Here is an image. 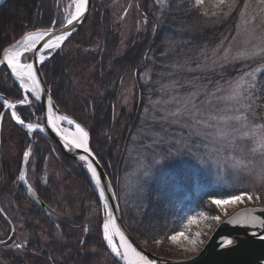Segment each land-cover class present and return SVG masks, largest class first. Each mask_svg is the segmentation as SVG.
Wrapping results in <instances>:
<instances>
[{
  "label": "trees",
  "instance_id": "trees-1",
  "mask_svg": "<svg viewBox=\"0 0 264 264\" xmlns=\"http://www.w3.org/2000/svg\"><path fill=\"white\" fill-rule=\"evenodd\" d=\"M62 1L7 0L0 6V47L59 21ZM103 1L92 0L79 32L40 67L44 82L58 109L89 132L92 153L135 239L165 244L191 226L201 230L205 243L224 219L213 199L246 192L253 195L254 206H264V180L259 178L264 173V4L207 0L197 7L193 0H165L159 7L153 0H133L149 26L124 42L108 8L114 7L113 0ZM243 23L251 32L247 55L229 61L223 55L243 37ZM10 80L0 69V94L16 103L23 93ZM237 81L244 83L241 103L227 109L218 98L226 97L229 82ZM127 82L134 96L118 110ZM189 100L205 119L232 117L225 126L217 120L212 129L202 125L214 133L210 147L192 135L195 129L172 122L196 111ZM16 111L26 123L40 116L36 101L17 103ZM0 125V235H9L10 221L16 231L10 245H24L0 247V264H119L102 238L104 209L81 169L63 155L57 160L52 152L57 148L40 134L30 141L1 103ZM29 148L27 179L48 206L47 214L17 184ZM50 158L64 174L65 186L45 182ZM196 216L206 221L189 223Z\"/></svg>",
  "mask_w": 264,
  "mask_h": 264
},
{
  "label": "snow or ice",
  "instance_id": "snow-or-ice-1",
  "mask_svg": "<svg viewBox=\"0 0 264 264\" xmlns=\"http://www.w3.org/2000/svg\"><path fill=\"white\" fill-rule=\"evenodd\" d=\"M197 4L203 3V0H196ZM220 4L224 3V0H219ZM261 3L264 4V0H261ZM247 7V5H246ZM89 8V0H72L71 4L66 9V13L62 20L54 21L48 27H44L42 30L37 31H26L22 38L11 43L7 47H0V65H6L7 69L11 70V75L19 82V88L22 89L23 95L22 98H19L16 103L5 100L3 102V107L12 110L11 117L15 122L22 127L27 129L28 134L39 131V133H44L45 128H50L60 140L63 142L64 146L69 150H81L83 154L79 155V160L83 162V165L86 166L88 173L91 174V181L95 183L96 189L99 190V199L104 201V209L106 212V219L102 224V235L103 240L106 242L107 247L111 249V252L115 254L116 257L123 262V264H153L152 261L144 255H141L140 252L128 242V239L125 236V233L117 227L116 219L114 218V212L117 210L115 205L111 208L109 207L110 201L114 198L113 196H106V188L102 186L101 175L98 174L97 167L94 166L98 164V161L95 160L93 156L92 149L89 146V132L81 126L80 123H77L75 120L69 118L65 115H58L54 111V105L52 103L51 95L47 96V116L46 124L43 126L39 123H26L20 115L17 114L16 108L17 103L20 105L31 106L33 101L39 102L42 97L46 95V90L42 87V81L39 77L40 69L35 67L36 63L44 64L45 61L56 53L57 50H62V45L67 41L73 34V31L77 28V25L82 22L85 18V13ZM207 15V13H205ZM212 15H216L215 12ZM155 31V29H154ZM31 53V56L27 54ZM215 55V52L213 53ZM228 53L225 52V58H227ZM242 53H237L233 59H238ZM32 60V62H29ZM201 67L198 63L197 68ZM191 71V69H189ZM258 70V69H257ZM246 75H251L246 73ZM255 79V77H253ZM231 87V82H229ZM254 86V85H253ZM217 92L221 91L220 88L216 89ZM196 93L192 94V97H195ZM240 96L239 87L232 88V94L227 97V99H236ZM218 99H226V97H219ZM186 103H192L193 109H196V105L192 100L187 101ZM199 109L196 111H189L186 113L185 117L178 118L173 123L180 124L184 127L195 129L192 132V135L196 137H201L203 141H208V143L203 144L204 147H210L212 144V138L214 133L209 130H202V125L204 129H212L215 125L213 121L215 117L211 119H205L203 116L197 115ZM172 116H178L177 112H172ZM239 119V117H236ZM68 127H62V123H65ZM192 150L197 149L196 142H192ZM31 155V149H27L23 152V162L27 164L29 162ZM171 155V152L168 153ZM167 158V157H165ZM159 163V161H156ZM204 163L203 160L200 161ZM147 177L150 175L148 171L144 173ZM261 180H264V173H261ZM19 181L23 182L27 186V191L29 193L33 192L31 185L26 179V174L23 170L19 172ZM107 188L110 190L111 186L108 185ZM245 199L251 201L253 195L251 193L241 192L239 194L230 195L227 199H213L212 203L218 208L227 205L243 202ZM256 199H259L257 196ZM256 210L253 209L250 212L243 214H238L235 218H230L229 223H240L244 225L256 226V221L258 217L252 215V212ZM264 212V208L260 209ZM242 217V218H241ZM212 219L219 222V216H213ZM194 219H190L189 223H194ZM261 227H264V221H260ZM87 231V229H85ZM253 236H257L258 239L264 240V232L257 234L256 232L252 233ZM196 236L199 237L200 233L197 232ZM118 237V242L117 238ZM11 239V237H9ZM185 239L193 247L191 251H195V245L197 241L195 239H189L184 233L178 232L175 235L170 236V239L173 242H176L178 239ZM0 244H8L7 240H0ZM233 245L232 240H228L226 245ZM15 248H22L23 243H15Z\"/></svg>",
  "mask_w": 264,
  "mask_h": 264
},
{
  "label": "water",
  "instance_id": "water-1",
  "mask_svg": "<svg viewBox=\"0 0 264 264\" xmlns=\"http://www.w3.org/2000/svg\"><path fill=\"white\" fill-rule=\"evenodd\" d=\"M5 1H7V0H1L0 6L3 3H5ZM91 7H92V0H89V8H88V11L85 13V18L82 20L81 23H79L77 25V28L73 31V34L71 37H73L81 29L83 24L86 22V20L89 16ZM67 41L64 42V45ZM64 45H62V48ZM60 52H61V50H57V52L52 54V56L49 57L46 61H49L51 58H53L56 54H58ZM30 62H32V60H30ZM42 65L43 64L36 63L34 66L38 67L40 69V67ZM2 68L6 69V72H7V75L9 76V78L13 81L15 86L17 88H19V82L15 79L14 76L11 75V70L7 69L6 65H0V69H2ZM39 77L41 78V81H42V87L46 90V95L43 96L41 101L38 102L39 106H40V111H41L40 123L43 126L44 124H46L47 96L51 95V92L47 88V86L44 82L41 71L39 73ZM20 90L22 91V89H20ZM51 98H52V96H51ZM5 100H6L5 97L0 95V103H3ZM52 103L54 105V111L58 115H64L63 113L60 112L58 107L55 105L53 99H52ZM5 111H8L9 114H11L12 110L5 108ZM13 121L15 122V120H13ZM16 125L21 127V125H19L17 123H16ZM42 135L47 140L52 142L57 147V149L59 150V152L63 156L72 160L81 169V171L87 177L88 181L90 182V184L92 185V187L94 188V190L98 194L99 190L97 191V189L95 187V183L93 181H91V175L88 174V172L85 170V166L83 165V162H81L79 160V155L83 154L82 151L81 150L69 151L64 146V144L60 140V138L54 132H52L50 128H45V133ZM93 156H94V154H93ZM95 160L98 161L96 159V157H95ZM94 166L97 167L98 174L101 175V178H102L101 183H102V186H105V188H106V193H105L106 196H113V194H114V198L110 201L109 207L111 208L113 205H115V207L117 209L113 214L114 218L116 219V222H117V227H119L121 229V231H123L125 233V236L128 239V242L131 243L132 246L134 248H136V250L138 252L141 253V255L146 256L148 258V260L152 261L153 264H264V240H260L257 238V236L252 235L253 232H256L257 234L264 232V227H261V225H260V221H264V212L260 211V209H262L260 207L243 208V209L236 211L235 213H233L231 216L227 217L226 219H224L215 228V230L212 232V234L210 235V237L208 238V240L206 241V243L204 244L202 249L196 255H194L190 258H187L184 260H173V259L160 258V257L154 256L153 254L149 253L144 247H142L135 240L133 235L129 232V230L127 229V227L125 226V224L123 222L121 212L119 209V205H118L114 190L112 188L111 182H110L107 174L105 173V171L103 170V168L99 162H98V164H95ZM26 167H27V164H25L23 162V158H22L20 171L23 170L26 174ZM18 183L21 185V187L23 188L25 194L29 197V199L32 200L39 208H41L42 210H45L46 206L41 202V200L37 197V195L36 194L33 195L32 193H29L27 191V186L23 182L19 181V179H18ZM108 185L111 186L110 190L107 188ZM101 202H102V205L104 208V201H101ZM253 209H255L256 211L252 212V215L258 217L255 227H253L250 224L242 226L240 223L233 224V223L228 222L230 218H235V217H237L238 214L250 212ZM104 213H105V217H104V220H105L106 219L105 209H104ZM11 233H12V230H11ZM102 238H103V235H102ZM116 239L118 242V238H116ZM228 240H232L233 245L224 246V245H226V242ZM104 243L107 247V244L105 241H104ZM107 249L110 252V254L112 255V257L119 264H123V262L120 261V259L118 257H116L114 253L111 252V249H109L108 247H107Z\"/></svg>",
  "mask_w": 264,
  "mask_h": 264
},
{
  "label": "rangeland",
  "instance_id": "rangeland-1",
  "mask_svg": "<svg viewBox=\"0 0 264 264\" xmlns=\"http://www.w3.org/2000/svg\"><path fill=\"white\" fill-rule=\"evenodd\" d=\"M106 1H108V0H104L103 2L107 3ZM206 1L207 0H203V3L197 4L196 0H193L194 4L197 7H203L204 3ZM71 2H72V0H63L62 1V5H61L62 7L59 8V14H58L60 16V20L63 19L64 15L66 13V9L71 4ZM126 2H128V3H126ZM153 2H155V4L158 5L159 7H161L164 4L165 0H153ZM111 4H113L114 7L110 6L108 8L111 9L114 25L117 26V24H119V26H120L119 27L120 35L123 38L124 42H127L128 39L131 38L130 36H132L135 32L136 33H139V32L142 33L144 30L145 31L148 30L149 22L147 20V16L145 15V13L144 14L138 13L139 12L138 6H135L133 4L132 0H113L111 2ZM244 27H245V24L243 23V31H242L243 37L241 38V40L236 42V44L233 46V49H231V51H226L228 53L227 59H229V61L230 60H237V59H233V57L236 56L238 52L243 54L238 59H241L247 55V53H246L247 51H245V44H247V42L251 38V34H250L251 32H247L249 30L247 28H244ZM246 32L248 34L247 36H245ZM260 43H261V40H258L255 44L258 47V50L261 49L260 45H259ZM27 55L31 56V53H29ZM223 56L225 57V53ZM81 84H85V83L82 81ZM243 84L244 83L242 81H237V82L231 83V87L228 86V89L225 91V95H227L226 99H223V103L227 107V109L228 108H236L239 105V103H241L240 96L237 97L236 99H227V97H229L232 94V88H236L238 86L239 91H240L241 85H243ZM133 96H134V91L132 89V85H130V83L127 82L124 95L122 96L121 100L117 104L118 110L122 107L129 106L132 102ZM230 110H232V109H230ZM231 118H232L231 116L220 114V115H218V119L214 120V124L216 123V120H217V121H219V123L221 125L225 126L227 124V122L229 120H231ZM234 120H235V118H234ZM61 126L67 127L63 124ZM56 169L57 168H56V164H55L54 160H52L51 158L48 159V163L46 166V172H45V176H44L45 182H48V181L51 182L52 181L54 183V182L58 181L59 184L62 183L65 186L64 174L62 173V175H61L60 172L56 171ZM58 173H59V176H61V178H59V179H58V175H57ZM69 184H71V182ZM254 205H257V203H254L253 200L249 201V200L245 199L243 202L235 203V204H227V205H223L219 208L216 205L215 206L217 207L221 217L227 218L231 214H233L234 212H236L240 209L247 208V207H257ZM194 220H195V222L193 223L194 225L195 224L198 225V224L206 221V219L202 218L201 216H196L194 218ZM200 229L201 228H199V230ZM197 232H199V231L196 229H193L191 226L186 230V232H184V234L189 239H195L197 241V243L195 245V248H196L195 251L188 250V249H191L193 246L190 245L187 242V240H185L183 238L178 239L176 242H173L171 239H169L165 244L158 242V243L142 244V245L149 253L153 254L156 257L173 259V260H179V259L183 260V259H187V258L194 256L202 248L204 242L200 238V236L199 237L196 236ZM200 232H201V230H200Z\"/></svg>",
  "mask_w": 264,
  "mask_h": 264
},
{
  "label": "bare ground",
  "instance_id": "bare-ground-1",
  "mask_svg": "<svg viewBox=\"0 0 264 264\" xmlns=\"http://www.w3.org/2000/svg\"><path fill=\"white\" fill-rule=\"evenodd\" d=\"M1 1V0H0ZM6 2V1H5ZM4 4V3H3ZM2 4V5H3ZM1 5V6H2ZM79 32V31H78ZM77 34V33H76ZM11 82H12V84H14L13 83V81L12 80H10ZM15 85V84H14ZM48 88V87H47ZM49 89V88H48ZM0 95H2V94H0ZM3 97H5L4 95H2ZM52 96V95H51ZM5 99L7 100V101H9L6 97H5ZM11 102V101H10ZM2 105H3V103H1ZM39 104V103H38ZM56 105V104H55ZM21 106H23V105H21ZM39 111H40V106H39ZM30 113L34 116V111L32 110V109H30ZM40 121H41V111H40V116H37V117H34V119H33V122L32 123H34V124H36V123H40ZM63 125H65V126H67L68 127V125L66 124V122L65 123H62ZM42 125V124H41ZM17 127H19L24 133H26L27 134V138L30 140V141H32L33 140V137H34V135L35 134H40L41 136H43L42 134H44V133H39V131L37 130V132H34V133H32V134H28L27 133V129L26 128H24V127H20V126H17ZM44 137V136H43ZM0 143H1V125H0ZM52 152H53V154L55 155V158L57 159V160H59L60 158H59V156H62V154L61 153H59L58 151L57 152H55L53 149H52ZM31 156H32V154L30 155V158H31ZM63 157H65V156H63ZM66 158V157H65ZM68 159V158H67ZM48 161V160H47ZM85 170L87 171V168H86V166H85ZM88 172V171H87ZM88 174H90V173H88ZM91 175V174H90ZM28 180V179H27ZM28 183H29V181H28ZM17 184L21 187V185L18 183V177H17ZM30 184V183H29ZM31 185V184H30ZM112 185V184H111ZM31 187H32V189H33V191L35 192V194L37 195V197L41 200V198L39 197V195H38V193H37V191L34 189V187L31 185ZM22 188V187H21ZM113 188V187H112ZM22 190H23V188H22ZM114 190V189H113ZM95 191V190H94ZM97 191H98V189H97ZM23 192H24V190H23ZM96 192V191H95ZM99 192V191H98ZM115 193V192H114ZM24 194H25V192H24ZM96 194H97V192H96ZM99 194V193H98ZM97 194V195H98ZM25 196L27 197V199L30 201V202H32L38 209H40L41 211H43L44 213H46L47 214V211H48V206L41 200V202L46 206L45 207V210H42L41 208H39L32 200H30L29 199V197L25 194ZM116 196V195H115ZM98 198H99V195H98ZM117 199V198H116ZM100 200V199H99ZM100 202H101V200H100ZM118 202V201H117ZM119 205V204H118ZM101 206L103 207V205H102V202H101ZM257 207H260V208H264V206H257ZM104 209V208H103ZM119 209H120V207H119ZM121 212V211H120ZM104 216H105V213H104ZM122 216V215H121ZM123 219V218H122ZM123 222H124V220H123ZM8 223H9V226H10V230H12V233H11V235L13 236L14 235V232L16 233V231H15V228H14V226L11 224V222L10 221H8ZM103 224V223H102ZM125 224V223H124ZM126 226V225H125ZM130 232V231H129ZM101 233H102V227H101ZM131 233V232H130ZM132 234V233H131ZM12 236H10L11 237V239L9 238L7 241H8V244L11 242H13V240H14V237H13V240H12ZM134 237V236H133ZM118 238V237H117ZM135 238V237H134ZM0 240H1V238H0ZM12 240V241H11ZM136 240V239H135ZM137 241V240H136ZM138 242V241H137ZM10 243V244H11ZM17 243V242H16ZM139 243V242H138ZM13 244V243H12ZM140 244V243H139ZM142 247H143V245L142 244H140ZM204 246V245H203ZM202 246V247H203ZM0 247H6V245L5 244H0ZM202 249V248H201ZM200 249V250H201ZM199 250V251H200ZM198 251V252H199ZM196 255V254H195ZM179 260H182V259H179ZM184 260V259H183Z\"/></svg>",
  "mask_w": 264,
  "mask_h": 264
},
{
  "label": "flooded vegetation",
  "instance_id": "flooded-vegetation-1",
  "mask_svg": "<svg viewBox=\"0 0 264 264\" xmlns=\"http://www.w3.org/2000/svg\"><path fill=\"white\" fill-rule=\"evenodd\" d=\"M132 1H133V0H132ZM136 5L138 6V2L135 4V6H136ZM14 235H15V232H14ZM14 235L12 236V240H13ZM10 236H11V230H10V233H9L8 236H6V237H1V235H0V238H1V240H8ZM12 240H11V241H12ZM14 241H15V240H13V242H14ZM13 242H12V243H13ZM10 243H11V242H10ZM10 243L7 244L6 247H8V246L10 245ZM12 243H11V244H12Z\"/></svg>",
  "mask_w": 264,
  "mask_h": 264
}]
</instances>
